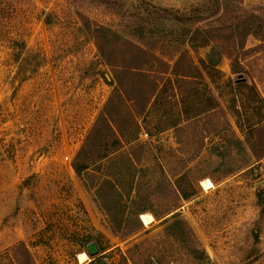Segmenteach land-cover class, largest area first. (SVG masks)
<instances>
[{"label":"rangeland","instance_id":"obj_1","mask_svg":"<svg viewBox=\"0 0 264 264\" xmlns=\"http://www.w3.org/2000/svg\"><path fill=\"white\" fill-rule=\"evenodd\" d=\"M251 16L255 32L238 40L187 43L194 27L242 33ZM87 19L168 66L123 78L154 92L122 100L120 145L102 139L77 172L122 95ZM263 35L264 0H0V264H15L18 243L35 264H264ZM176 61L191 76L173 75ZM181 219L192 235L168 229Z\"/></svg>","mask_w":264,"mask_h":264},{"label":"trees","instance_id":"obj_2","mask_svg":"<svg viewBox=\"0 0 264 264\" xmlns=\"http://www.w3.org/2000/svg\"><path fill=\"white\" fill-rule=\"evenodd\" d=\"M253 16L248 18V20L244 23L245 29L242 33H234L237 31L239 25L237 24H228L226 26L221 27H211V28H198L194 27L189 34V39L187 43L189 44H198L199 46H205L211 41H220L221 39H229L234 35L233 39H237L247 35L249 33L255 32V28L252 27L251 19ZM89 19L86 20V29L91 35L92 40L95 43L97 52L99 54V62L103 65L110 66L113 69L114 77L111 80H108L105 76L106 82L112 84L116 82V88H118L120 93L115 94L117 97V102L111 105V102L106 104L103 108L102 116L100 117V121L102 120V125L105 127L104 131H99L98 123L96 122V128L94 127V133H91V136L94 138L86 139V147L82 148L81 151L77 153L75 159L72 162V166L75 171L79 172L81 169L86 168L90 162H92V158L89 162L83 163L84 159L88 156L93 158H99L103 156L104 153L96 154L94 153V148L98 147L102 144H107V142L103 143L102 139H110L108 141L111 148H115L120 145L121 141L119 136L116 134L117 131H122L116 125V117L114 115L115 112H118L120 108V103L124 99H128L133 104H141L142 99L150 100V96L154 92V80L149 81L148 86L146 87L147 92L141 87H124L123 78L127 77L130 80L132 78L139 79L140 76L144 75L145 77L149 76V70L154 66L153 62L155 61L158 66L167 67L168 63L166 60L162 59L154 55L150 50L145 47L133 43L131 40L129 41L125 38L121 33L101 24H93L89 23ZM254 23V22H253ZM256 29L259 28L258 24H255ZM253 28V29H252ZM264 38V35L262 36ZM234 42V41H233ZM232 43V42H231ZM234 46V44H232ZM234 48V47H233ZM171 68V73L177 77H188L191 76V64H187L184 69H180L178 67L180 61H176ZM124 63V64H123ZM236 83L240 86L245 84V80H237ZM149 90V91H148ZM255 94V93H254ZM113 103V102H112ZM140 106V105H139ZM142 107V106H141ZM115 111V112H114ZM138 114L140 111L138 110ZM201 112H195L192 116H196ZM132 119V117H131ZM119 120V119H118ZM116 126V127H115ZM117 129V131L115 130ZM90 139H93L94 142H90ZM96 155V156H94ZM82 159V162L80 160ZM258 199L261 203V206L264 208V196L261 192L257 194ZM138 223L141 225V222L138 220ZM177 226H181L183 229V233L191 234L192 229L188 225V223L184 220H176L168 225V229H177ZM194 238V236H193ZM191 248L194 249L196 253H200V256L197 257L199 261L202 259V250L198 251V241L196 238L193 241ZM14 262L15 264H35V262L30 257L28 250L26 249L23 243H18L11 248ZM102 252V250H101ZM90 255V253L87 251ZM97 264H105L99 263Z\"/></svg>","mask_w":264,"mask_h":264},{"label":"bare ground","instance_id":"obj_3","mask_svg":"<svg viewBox=\"0 0 264 264\" xmlns=\"http://www.w3.org/2000/svg\"><path fill=\"white\" fill-rule=\"evenodd\" d=\"M201 184L203 185L204 188H209L213 186L212 181L209 178L202 179ZM141 216L145 223H148L152 220V216L148 213H142Z\"/></svg>","mask_w":264,"mask_h":264},{"label":"water","instance_id":"obj_4","mask_svg":"<svg viewBox=\"0 0 264 264\" xmlns=\"http://www.w3.org/2000/svg\"><path fill=\"white\" fill-rule=\"evenodd\" d=\"M239 80H242L243 78L239 77ZM90 254H95L98 251V248L94 242H91L89 245V248L87 250Z\"/></svg>","mask_w":264,"mask_h":264}]
</instances>
